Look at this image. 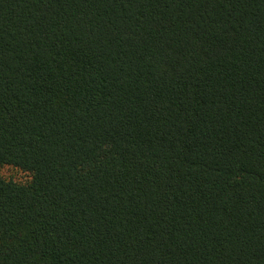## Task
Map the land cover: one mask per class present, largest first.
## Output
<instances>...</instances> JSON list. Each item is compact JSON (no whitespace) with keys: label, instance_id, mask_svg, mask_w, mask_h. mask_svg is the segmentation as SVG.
<instances>
[{"label":"trees","instance_id":"16d2710c","mask_svg":"<svg viewBox=\"0 0 264 264\" xmlns=\"http://www.w3.org/2000/svg\"><path fill=\"white\" fill-rule=\"evenodd\" d=\"M0 264H264V0H0Z\"/></svg>","mask_w":264,"mask_h":264},{"label":"rangeland","instance_id":"374dc122","mask_svg":"<svg viewBox=\"0 0 264 264\" xmlns=\"http://www.w3.org/2000/svg\"><path fill=\"white\" fill-rule=\"evenodd\" d=\"M2 174H6V175H7V174H9V175H10V174H11V172H10V171H8L7 169H4V170H2Z\"/></svg>","mask_w":264,"mask_h":264}]
</instances>
